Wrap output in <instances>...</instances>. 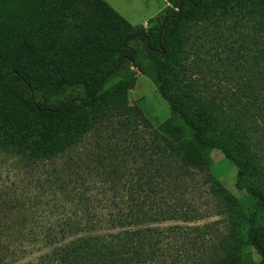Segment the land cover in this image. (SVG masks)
<instances>
[{"label":"trees","instance_id":"16d2710c","mask_svg":"<svg viewBox=\"0 0 264 264\" xmlns=\"http://www.w3.org/2000/svg\"><path fill=\"white\" fill-rule=\"evenodd\" d=\"M95 1L101 4L104 12L110 13L106 22H100L76 0H0V117L6 113V108L13 106L16 109L13 120H18L17 116L25 119L22 131L31 134L41 124H46L47 131L42 140L31 138L35 144L22 138L13 139L10 148L14 155H26L33 161L53 162L91 131L92 125L81 117L83 111L92 113L94 119L106 115L98 108L103 110L109 106L116 111L121 109V113H130L132 107L128 101V86L130 79L136 76L131 68L136 67L150 77L162 98L170 105L172 114L193 132L192 139L181 141L175 150L170 149L173 155L176 153V158L181 159L177 168L205 174L208 192L223 207L226 205L224 214L227 220H231L228 223L229 235L233 241L222 264H255L248 254L251 249L260 258L258 264H264V194L250 181L251 163L244 145L249 128L256 129L257 126L255 109L260 107L261 111L264 110V80L259 85L257 95H252L259 104L251 108L249 104L255 101L247 98L248 103L244 102L245 118L251 117V125L246 129L245 122L243 125L237 122L233 127L227 123L228 117H223L226 113L217 110L216 105L178 91L181 84L169 53L170 46L181 37L189 21L210 20L211 13H216L219 8L225 9L227 16L233 0H168L171 7H167L158 19L159 27L148 30L144 27L132 30L104 1ZM113 20L114 23H107ZM101 31L118 34V39L115 43L99 44L96 40ZM83 39L86 41L83 51L74 54L72 48L75 42ZM134 41H141L142 47L135 48ZM61 55L62 59L57 61L51 59ZM29 61L35 62L44 74L53 70L52 77L59 81L60 86L54 88L49 82L43 85L31 77L24 68L25 62ZM262 73L264 78V70ZM119 78L121 83L111 86ZM220 101H223L222 107L226 108L228 106L223 104L231 103L227 98ZM233 106L236 105L233 103ZM261 116H264L263 112ZM139 126L133 132L128 129L126 133H132L133 137L139 139L142 136L137 134ZM167 144L170 147L173 145L170 142ZM5 145H9L6 140L0 142V152ZM213 150L220 151L234 162L238 169L236 188L246 192L253 205L245 208L214 178L210 170L213 164L210 153ZM140 154L143 157L144 150ZM169 156L172 157L170 153L165 154L166 159ZM121 166L125 167L117 164L114 171ZM30 168L33 171V167ZM144 170L143 166L140 174L131 177V181L140 190L151 191L155 181ZM163 175V182L167 183L170 174L167 171ZM40 184L43 188L50 186L46 182ZM27 185L31 193L32 189L38 188L32 186L33 183ZM11 188L7 198L6 188L0 187V264H24L31 259L33 261L29 264H80L79 257L86 245L77 240L92 236L90 233L96 230V225L89 223L94 214L87 212L80 213L79 217L78 213L73 217L65 216L59 211L65 209V212V205L57 200L58 196L53 195L55 197H49L47 205L56 220L47 226L43 224L46 210L39 208L50 192L32 193L29 195L31 202H27L25 195H28V191L21 195L20 189ZM188 191L185 190L186 193ZM109 199L111 202H107L105 207L116 210L112 220L118 223L111 225L110 231L119 228L120 232L98 237L94 249L95 254L101 256L99 264H150L149 261L153 262V259L144 254L148 245L146 237L140 232L127 230L136 225L134 211L126 212L119 207L118 201L112 197ZM59 215L62 216L59 218ZM22 226L24 230L20 231ZM17 233L23 237L15 238Z\"/></svg>","mask_w":264,"mask_h":264},{"label":"rangeland","instance_id":"374dc122","mask_svg":"<svg viewBox=\"0 0 264 264\" xmlns=\"http://www.w3.org/2000/svg\"><path fill=\"white\" fill-rule=\"evenodd\" d=\"M76 1L89 9L100 22H106L110 15L95 0L89 4ZM102 1L126 21L132 30L159 27L158 19L167 7H171L168 0ZM231 5V12L227 16L225 9L219 8L216 13H211L210 20L189 21L181 37L170 46L169 53L181 84L179 92L207 100L216 105L217 110L226 113L223 117H228L227 123L234 127L237 122L242 125L245 122L247 129L251 125V117L247 120L245 118L244 102L248 103L247 98L255 101L252 95H257L259 85L264 80V0H233ZM114 22L107 21L109 24ZM118 36L113 32L101 31L96 41L103 45L115 43ZM85 44L84 39L75 42L73 53H81ZM142 45L141 41L133 42L135 48H141ZM51 59L57 61L62 59V55ZM24 68L43 85L49 82L54 88L60 86L59 81L52 77L53 70L44 74L33 61L25 62ZM131 70L136 73L135 79H130L128 86V101L132 111L121 113V109L116 111L110 106L103 110L98 108V111L106 115H99L97 120L91 116L92 113L83 111L81 117L92 125L91 131L53 162L33 161L26 155H14L10 148L13 139L22 138L29 143L33 141L31 138L42 140L47 134L46 124L39 125L40 128H35L31 134L22 131L25 119L17 116L18 120H13L16 109L13 106L11 109L6 108V113L0 117V142L6 140L9 145H5L0 152V187L6 188L7 198L9 191H12L11 187L20 189V194L24 195L30 189L28 183L38 187L32 189V193L50 192L39 208L41 211L46 210L43 224L47 226L56 220L47 205L49 197H55L53 195L58 196L57 200L65 205V212V209L59 210L65 216L73 217L78 213L79 217L80 213H93L89 223L96 225V230L90 233L92 236L77 240L83 246L86 245L79 257L80 264H99L101 256L95 254L94 249L98 237L120 232L119 228L110 231L111 225L118 224L112 220L116 210L105 207L107 202L110 204V197L118 201L119 207L126 212L134 211L136 225L127 230L140 232L146 237L148 245L145 246L144 254L153 259V262L149 261L150 264H222L233 241L229 235L228 223L231 220H227L224 214L226 205L223 207L208 192L205 174L177 168L181 159L176 158V153L173 155L170 152L181 141L192 139L193 132L172 114L170 105L162 98L150 77L136 67ZM120 83L119 78L111 86ZM222 98L231 102L223 104L228 108L222 107ZM256 103L259 104L255 101L249 107L254 108ZM261 112L264 113V110L261 111L260 107L255 109L256 129L249 128L243 139L251 163L250 181L264 194V116H261ZM137 125H140L137 134L142 135L139 139L133 137L132 133H126L128 129L130 132L136 130ZM167 142L173 145L170 147ZM35 143L33 141L31 144ZM143 150L144 156L141 157ZM167 153L172 157L166 159ZM210 157L213 161L210 170L214 178L245 208L253 205L246 192L236 188L238 169L234 162L217 150H213ZM117 164L125 167L121 166L122 169L114 171ZM31 166L33 171H30ZM143 166L144 172L155 181L151 191H142L131 181V177L140 174ZM159 171L160 174H157ZM167 171L173 180L170 182L167 176L168 184L163 182V174ZM40 182L50 186L43 188ZM185 190L190 191L186 193ZM32 193L28 191V195H25L27 202ZM23 203L24 199L21 201ZM140 211L142 215H139ZM141 218L144 219L138 221ZM22 230L24 226L20 227ZM20 237H23L20 233L15 236ZM105 242L109 244L110 241ZM248 254L255 264L259 263L260 258L255 250H249Z\"/></svg>","mask_w":264,"mask_h":264},{"label":"water","instance_id":"95a60500","mask_svg":"<svg viewBox=\"0 0 264 264\" xmlns=\"http://www.w3.org/2000/svg\"><path fill=\"white\" fill-rule=\"evenodd\" d=\"M162 54L164 55L165 53L162 51Z\"/></svg>","mask_w":264,"mask_h":264}]
</instances>
